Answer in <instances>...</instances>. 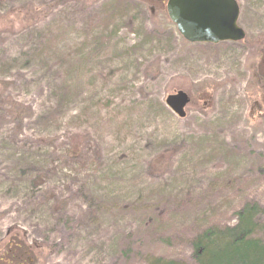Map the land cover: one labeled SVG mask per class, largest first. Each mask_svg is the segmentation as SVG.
Listing matches in <instances>:
<instances>
[{
  "label": "rangeland",
  "instance_id": "obj_1",
  "mask_svg": "<svg viewBox=\"0 0 264 264\" xmlns=\"http://www.w3.org/2000/svg\"><path fill=\"white\" fill-rule=\"evenodd\" d=\"M236 1L213 44L166 0H0V264H191L264 205V0Z\"/></svg>",
  "mask_w": 264,
  "mask_h": 264
},
{
  "label": "trees",
  "instance_id": "obj_2",
  "mask_svg": "<svg viewBox=\"0 0 264 264\" xmlns=\"http://www.w3.org/2000/svg\"><path fill=\"white\" fill-rule=\"evenodd\" d=\"M231 226H211L191 242V264H264V205L250 202L235 213ZM146 264H186L164 257H148Z\"/></svg>",
  "mask_w": 264,
  "mask_h": 264
},
{
  "label": "water",
  "instance_id": "obj_3",
  "mask_svg": "<svg viewBox=\"0 0 264 264\" xmlns=\"http://www.w3.org/2000/svg\"><path fill=\"white\" fill-rule=\"evenodd\" d=\"M169 20L179 35L189 43L239 41L245 32L238 25L239 6L236 0H166ZM189 102L183 91L165 97V105L178 117L185 115Z\"/></svg>",
  "mask_w": 264,
  "mask_h": 264
}]
</instances>
